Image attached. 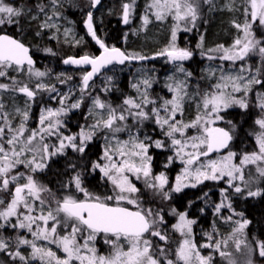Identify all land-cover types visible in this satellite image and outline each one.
<instances>
[{
    "label": "snow or ice",
    "instance_id": "1",
    "mask_svg": "<svg viewBox=\"0 0 264 264\" xmlns=\"http://www.w3.org/2000/svg\"><path fill=\"white\" fill-rule=\"evenodd\" d=\"M100 2L101 0H90V7L95 8ZM203 2L210 4L212 0ZM61 6L60 0H49L48 3L37 5L38 15L32 19L44 16L41 31L46 28H56L57 32L59 31L54 20L59 16L58 7ZM136 6V0H126L122 4V22L125 25L131 22V13ZM242 8L244 22H233L242 35L237 36L231 48L224 49L222 45L219 46L223 52L218 57H208L228 61L230 65L226 67L221 64L212 69L211 79L214 82L207 89L193 93L189 90L187 79L191 73L186 72L183 62L191 59L194 53L177 46L176 41L179 31H191L189 24L192 28L196 27L199 2L150 0L142 17L145 25L149 23L150 17H155L157 21L171 18L174 22L169 45L156 55L166 57L176 72L185 78L169 77L172 83L167 87L172 93V98L165 99L159 106L149 99L148 89L152 88L149 78L132 84L139 93V102L136 98L124 99L123 105L126 107L120 109L119 115L116 109L106 105L99 98L93 99L95 107L102 110L98 114L100 119L89 126L87 131L82 128L78 136L65 135L60 131L64 127L60 117L65 114L68 99L65 95H60L58 99L61 107L42 108L37 126L33 128L28 125L32 108L28 101H34L39 92L55 93L56 89L41 82L48 73L34 67L28 46L14 37L0 34V80L11 81L0 82V94L10 92L14 96L19 92L27 97L25 108H16L15 115L0 102V229L11 226L13 230H19L14 241L15 248L13 241L0 235V252L10 256L13 264L16 260H19L20 264H214L212 255L205 256L200 251L211 248L227 259L228 264H237L230 252L222 247L227 241H218L212 234H206L209 243L194 242L191 237L196 221L189 219L186 213L175 210L173 212L177 221L173 229L180 233L182 239L174 251L171 250L169 236L162 227L166 223L165 217L152 208L144 207L140 200V189L135 181L143 180L146 188L168 199L170 191L179 192L182 188L196 187L207 180L220 181L225 177L229 188L242 194L243 189L233 183L237 178L244 179L241 166L256 164L260 177H264V115L255 121L261 130L256 133L258 151L245 153L239 165L233 163L236 154L231 150L226 155L213 158L214 153L229 148V142L232 140L229 131L213 126L223 118L221 111L232 106L247 108L246 97L253 91L254 86L264 87V66L252 69L241 63L239 70L235 69L238 61L244 62L252 55H258L264 61V41L253 35L255 24L264 28V0H244ZM229 10H232V6H229ZM22 15L24 13L21 9L0 0V27L19 23L18 18ZM84 23L88 35L99 46L100 54H86L79 58L69 57L63 60L66 65L91 67V71L85 70L82 75V92H86L91 86L89 81L101 68L124 64L126 60L148 59L140 55L131 56L116 47H108L98 37L91 11L87 13ZM68 34V30H65V35ZM217 71L220 72L219 77L216 76ZM11 73H27L29 82L17 80ZM33 77L36 79L34 88L30 86ZM49 98L56 99L55 96ZM81 102L82 99L72 103L70 107L79 108ZM189 102L196 104L197 115L194 120L185 122L182 119L184 106ZM149 104L152 105L150 109ZM258 107L264 114V93L258 95ZM18 117L20 119L17 123ZM129 117L136 124L154 119L170 141V145L150 137L141 139L133 132L132 127L127 125ZM98 129H106L111 136H105L106 144L102 156L104 163L94 162L92 168L99 169L106 178V182L111 185V193L98 195L88 191L82 185L80 173H77L73 182L76 190L83 193V198H77L70 191L62 198H57L34 174L46 167L47 159L63 154L65 148L85 153L88 142ZM190 129L194 130V134L189 133ZM121 132L128 133L127 140L118 138L117 134ZM53 136L58 144L48 142V138ZM113 139L116 140L114 145L111 143ZM153 146H170L175 158H179L183 164L182 173L176 177L174 187L169 184L165 173L153 172V157L150 155ZM175 158L169 156L165 168L175 163ZM21 168L25 171H21ZM166 185L170 191L165 189ZM66 187L70 188L71 185ZM221 194L223 195V192ZM247 194L254 197L262 193L259 190H249ZM223 206V203L218 204L215 211L220 213ZM228 219L231 220L232 217L229 216ZM233 223L236 226L233 228L232 238L236 250L240 251L242 241L239 235L243 233L249 221L241 219ZM29 236L31 238H28ZM98 238H102L104 244L109 246L107 254L98 251ZM22 248L28 250L27 255L21 251ZM258 248L259 256L264 257V242L260 243ZM244 264H254L251 251L246 255Z\"/></svg>",
    "mask_w": 264,
    "mask_h": 264
},
{
    "label": "trees",
    "instance_id": "2",
    "mask_svg": "<svg viewBox=\"0 0 264 264\" xmlns=\"http://www.w3.org/2000/svg\"><path fill=\"white\" fill-rule=\"evenodd\" d=\"M43 0H4L9 5L15 6L21 9L24 13L19 19V23L12 26L0 27V34H7L18 40H21L26 46H28L32 52L34 59L36 60L35 68L48 73L47 81L54 76L59 77L56 82L64 81L60 78V71L63 69V60L68 57L92 55L96 56L99 53V49L96 44L93 43L89 35H87L81 24H84L87 13L91 10L94 16V28L98 33V37L106 43L108 47H121L122 50L131 56H145L151 58L156 55L165 46H157L148 39L144 38L141 34V26L144 25L142 17L145 15V9L150 1L143 3V0L136 1V7L132 10L133 18L131 22L126 26H121L122 17V4L126 0H101V7L96 6L95 10L90 7V0H83V6L81 9L80 20L77 21L76 28L79 29L83 34V39L80 42V46L75 48L71 46L62 45L59 42H53L47 40V36L39 30L33 22H29L30 13H26L27 10L34 8ZM145 7L142 10V7ZM213 9L210 13L206 6L200 3L199 12L202 13L198 24L195 28H191V31L181 30L179 38L177 39V45L179 47L187 48L194 53L193 60L186 64V67L196 77L197 68L200 61L198 58L204 56L206 48L210 51V55H214V50H221L219 46H223L224 49H228L233 45L235 39L240 33L234 27V18L231 15L216 14ZM214 12V13H213ZM78 20V18H76ZM151 21V18L149 22ZM190 27V26H188ZM183 28V25H182ZM40 33L39 35L37 33ZM254 35L257 37H263L259 30L254 29ZM202 47V48H201ZM49 49L50 51H45ZM143 65L153 70H158L157 61L143 62ZM122 69L120 74L121 77L118 79L116 88L113 89L108 97L114 99V104L120 103L121 99L127 98L131 94V89H128V81L130 78L131 68L130 64L125 63L123 66L118 67ZM109 71V70H108ZM107 71V72H108ZM68 76L73 77L75 80H80L81 75L84 71L82 70H65ZM105 72V73H107ZM12 75V73H11ZM102 76V75H101ZM100 76V77H101ZM99 77V78H100ZM197 77H200L198 74ZM99 78L95 82H99ZM21 81V80H20ZM0 82L11 83L10 80H0ZM33 87V85H30ZM99 97V91L94 93ZM40 92L37 98L34 100L36 104L41 103ZM255 103L252 100L247 108L240 109L239 107H229L222 113V120L216 126L225 128L232 135V145L229 150H232L241 156L245 153H251L258 151L256 145V133L260 131L259 126L255 123L258 119L257 110ZM254 106V108H253ZM86 107H82L79 111L80 118L76 120V114L66 116L64 124L73 129L74 125L79 127L81 121L88 123L83 119ZM197 111L193 115L195 119ZM72 131V133H73ZM100 135H94L92 140L88 142L85 153H79L73 151L71 148H67L63 154H59L51 159L46 168L40 174H34L40 183L45 185L51 193L55 194L57 198H62L69 191L77 198H83V193L76 190L73 182V177L80 173L82 179V185L88 191L98 194H110L111 187L108 183L97 174L92 168V164L97 160L100 155ZM153 156V172L158 174L163 168L162 166L166 163L167 152L164 149L158 152L156 150L150 151ZM25 171V170H24ZM172 169L166 170V176L168 177L169 184L171 185L172 180ZM71 185L70 188L66 187ZM144 191L140 190V200L145 208H152L154 211L160 212L165 217L166 222L168 221V213L173 210V207L180 211L187 210V216L189 219L197 221L199 224L203 220V216L193 211L203 208V205L207 201H217L215 194L218 191V186L213 182H204L203 184L196 187L194 190L185 191L179 195H173L172 191L169 190V186L166 185L165 189L170 191L168 199H164L159 193H153L150 189H145L144 186L139 184ZM249 190H259L262 194L259 196L250 197L247 191L243 190L242 194L233 193L229 189L226 193L227 198L232 204L233 216L249 221L245 228V239L251 244L253 249L254 264H264V257L259 256L258 245L264 242V177H259L257 182H254V188ZM205 192L210 193L204 201H202ZM47 195V194H45ZM197 202L193 207H185L186 203ZM203 202V203H199ZM197 227V226H196ZM196 231V228L194 227ZM5 230L4 232H6ZM194 242L200 244V239L194 237ZM160 243L161 241H157ZM206 242V241H203ZM162 244V243H160ZM99 247L98 251L102 254V248L97 242ZM171 250L173 249L172 244L170 245ZM108 248L105 249V254L108 253ZM202 254L205 251L200 249Z\"/></svg>",
    "mask_w": 264,
    "mask_h": 264
},
{
    "label": "rangeland",
    "instance_id": "3",
    "mask_svg": "<svg viewBox=\"0 0 264 264\" xmlns=\"http://www.w3.org/2000/svg\"><path fill=\"white\" fill-rule=\"evenodd\" d=\"M11 1V0H8ZM137 1V0H136ZM146 1L150 0H143V3ZM49 0H43L38 4L41 3H48ZM199 6L200 3L206 6V9H208V12L210 13L213 9H216L214 12L216 14H226V15H231V17L234 18L235 22L238 23H243L244 22V17H243V8L242 5L244 4V0H212V2L209 3H204L203 0H198ZM6 3V2H5ZM37 4V5H38ZM60 4L62 5L61 7H58V12L59 16L54 20V23L58 26L59 31L57 32L56 28L52 29H44L42 32L47 36V40L53 41V42H59L62 45L66 46H71L73 48L80 46V42L83 39V34L82 32L79 31V29L76 28L77 21L80 20V15H81V9L83 6V0H60ZM37 5H34V8L31 10H27L26 13H30L29 17V22H33L36 26L39 27V30H41L40 26L43 20L45 19L43 15L39 16V19H32L33 16L38 15V8ZM102 3L98 4V8L101 7ZM229 6H232V10H229ZM145 7H142V10H144ZM91 11V10H90ZM92 12V11H91ZM213 12V13H214ZM49 15H51V10H49ZM202 13L198 12V19L196 21V25L199 22V19L201 17ZM78 18V20L76 19ZM133 18V12L131 13V20ZM151 21L147 25H142L141 26V34L144 35L145 39H148L150 43L157 45V46H165L167 47L170 43L171 40V31L173 27V21L171 18H168L164 21H157L155 17H150ZM183 25V24H182ZM181 25V27H182ZM12 26V25H8ZM189 28H192V25L189 24ZM81 27H83L84 32L88 35L87 33V28L85 27V23L81 24ZM258 29L259 33L263 34V37H256L254 35V29ZM65 30H68L69 34L66 36L65 35ZM179 33H177V39L179 38ZM242 35V33H240ZM253 35L260 41H264V28H261L258 24H255L253 26ZM79 41V43H78ZM177 43V41H176ZM178 46V45H177ZM232 46V45H231ZM202 48V47H201ZM231 48V47H230ZM210 50L206 48L204 56L202 58H198V61H200L199 66L197 68V73L196 77L194 78L193 74L190 72V70L186 67V64L191 62L194 57L186 60L183 62V66L186 70V72L191 73V76L188 77V85H189V90L193 93H195L197 90L203 91L209 87L211 83L214 81L211 79L212 72L211 70L214 68H218L221 64L225 65L226 67L230 65V62L228 61H221L219 59H209V56L212 57H218L219 55L222 54L223 51L221 50H214L215 52L214 55H210ZM157 61L158 65V70H153L152 68H147L146 66L143 65V62L147 61ZM125 63L130 64L131 68V73H130V78L128 81V89H131V94L127 98H136L139 102V93H137L136 89L132 87L133 83H139L143 78H149L152 81V88L148 89L149 93V99L154 100L156 102V105L159 106L163 104V101L165 99H171L172 98V93L169 92L167 85L171 84L172 81L169 79L170 76H180L181 79H184L185 77L182 76L180 73L176 72L174 66L171 63L167 62V58L163 56H158L154 55L151 58L145 59L143 61L140 60H126ZM245 63L246 67L256 69L264 66V61L261 60V58L258 55H252L249 56L246 61L241 62L238 61L237 65L235 66V69L238 71L239 70V64ZM65 70H72V69H66L63 66V69L60 71V78L64 79V81H59V77L54 76L50 80L47 81L48 75L42 78L43 83H45L49 88L54 87L56 89L55 93L49 92V91H43L40 92L41 98V103L36 104L34 101H28L29 104L32 105L31 111H30V119L28 121V125L30 127H36L37 126V120L38 116L40 114V111L42 108H59L61 105L58 103V99L60 95H65L68 97L66 100L65 104V114H62L60 119L63 122L64 127L60 130L62 133L65 131V135H79L81 132V129L84 128V130H88L89 126L93 125L96 123L99 117V113L102 111L101 109H98L95 107L93 104V99L99 98L102 102H104L106 105H110L113 109H116L117 115H119V111L121 108L126 107L123 105V101L126 98L121 99L120 103L114 104V99H109L105 97H108L111 93H113V89L116 88V85L118 84V79L121 77V70L118 67L111 68L107 73H104L100 78L99 82H93L91 83L90 87L87 89L86 92H82L81 89L83 87L82 85V75L80 80H75L73 77L68 76ZM42 71V70H39ZM80 71V70H79ZM83 71V70H82ZM85 72V71H84ZM83 72V73H84ZM198 74H200V77H197ZM12 75L16 76L17 80H21L24 82H29V77L27 73L20 75L17 73H12ZM220 72H216V76L219 77ZM67 77H71V79H67ZM36 84V79L33 77L30 85H33V88L35 87ZM141 90H143V86L141 85ZM99 91V97L97 95H94V93ZM259 93H264V87L260 86H254L253 91L248 94L246 97L247 104L249 105L250 102L253 100L255 103V108L257 110V115L258 119L262 118V114L260 108L258 107V95ZM50 96H55L56 99H50ZM82 99V102L80 104L79 108H71L70 105L72 103H75L77 101H80ZM27 100L26 97L21 96L18 92L15 93L13 96L12 93L10 92H4L0 94V102L4 104L6 109L9 112H12L15 115V109L20 108L24 109L25 108V101ZM86 107V111L84 112L83 119L88 121V123H83L81 121V124L79 127L76 128L74 125V131L70 127L64 124V119L66 116H69L71 114H76V120H78L81 116L79 114V111L82 109V107ZM253 106V108H254ZM152 107L151 104L148 105V108L150 109ZM185 111L182 119L185 122H189L193 119V115L197 111L196 104L194 102H189L185 104ZM232 107H239V106H232ZM240 108V107H239ZM242 109V108H240ZM245 109V108H244ZM226 110V109H225ZM221 111L220 115L222 116V113L225 111ZM105 118H107V113L105 112ZM20 117L17 118V123L19 122ZM222 120V119H221ZM216 121L213 126H216L220 121ZM128 126L132 127L133 132L141 139H144L145 137H150L152 140H161L165 141L166 145H170V141H168L167 137L164 135V133L161 131L160 127L156 125L154 119L152 120H146L142 124H136L133 122V119L131 117L128 118V121L126 122ZM139 129L137 132L136 130ZM73 131V133H72ZM261 131V130H260ZM259 131V132H260ZM190 134H194V130H189ZM64 134V133H63ZM99 134L100 136V148L101 152L99 157L95 162H100L101 164L104 163V160L102 159L103 152H104V147L106 144V139L105 136H111L110 133L106 129H98L95 133V135ZM118 138L120 140H127L128 139V133L127 132H121L117 134ZM49 143H57L55 136L48 138ZM67 143V141H65ZM111 143L114 145L116 143V140H111ZM67 148L64 149V151ZM162 149L167 152L166 156V163L168 164V158L169 156H172L175 158V153L172 150L170 146H166L164 148H156L153 146L150 151H162ZM232 151V150H231ZM234 152V151H232ZM236 155L233 158V163L239 165L240 159H242L243 156L240 154L234 152ZM227 152L223 155H226ZM59 155V154H57ZM151 155V154H150ZM152 156V155H151ZM218 156L222 155H213V158H216ZM56 157V155L52 156L51 158L47 159L45 161V164L47 166V163ZM153 161L152 160V166H153ZM165 164L162 166V170L158 172L165 173L166 175V170L172 169V180H171V186H175L176 184V177L182 173L183 170V164L180 163L179 158H175V163L169 164L167 168H165ZM264 166V165H262ZM243 169V177L244 179L241 180L237 178L233 183L239 185L243 190L249 191L250 187L254 188V182H257L260 175L257 172V165L252 164V165H246V166H241ZM46 168V167H45ZM44 168V169H45ZM43 170H38L36 174H40ZM25 169L21 168V171H24ZM97 174H99L105 181L106 178L102 176V173H100L99 169L94 170ZM133 180L135 178L133 177ZM209 182H213L218 186V191H216L215 197L217 201L213 203V201H207L204 203L203 208L200 207V209L195 210L193 205L197 202L193 203H186L185 207H193V211L196 213H199L203 216V220L200 221L198 224L197 221L193 225V236L191 237L194 239V237H198L200 239V244L204 243H209L210 241L208 240V236L206 234H212L215 240L218 241H227L226 244H222V247L224 250L230 252L232 258L237 262V264H244L245 257L251 251V259L253 258V249L251 244L245 239L244 233L245 229L243 230V233L239 235V239H241V248L240 251L236 250L235 247V241L233 240V228L236 226L233 221L236 220H241L242 218H238L233 216V211H232V204L230 200L227 198L226 193L229 189L227 178L225 177L224 179L220 181H213V180H207ZM204 181V182H207ZM251 181V183H248ZM137 186L139 187V184L144 186L145 189L146 186L143 183V180L135 181ZM203 182V183H204ZM107 183V182H106ZM187 183V181H185ZM201 183V184H203ZM109 184V183H108ZM198 184L196 187H198ZM247 184V187L245 185ZM111 187V185L109 184ZM196 187H186L182 188L181 191L175 192L172 191L173 195H179L181 193H184L185 191H191L194 190ZM141 191H144L142 187H139ZM233 193H236L234 189H231ZM223 192V195L221 194ZM212 192H205L202 201L205 200V198ZM203 203V202H199ZM223 203V208L221 209L220 213H217L215 211V208L218 204ZM231 205V207H229ZM173 210L175 212L179 213H188L187 210L180 211L173 207ZM173 210H171L168 213V221L165 223L163 229L167 232L169 236V246L172 244L173 246V251L174 249L178 246V243L180 242L181 235L179 232L174 231L173 225L177 221V216L174 214ZM231 216L232 219L229 220L228 217ZM14 219V218H13ZM197 226V227H196ZM194 227L196 228V231L194 230ZM7 230L6 232H4ZM19 230H13L11 226H9L7 229H0V235L5 237L8 240L13 241V248H15L14 241L16 239V236L18 234ZM23 235L27 236V233H23ZM28 238H31L30 236ZM206 241V242H203ZM98 242L100 247L102 248V254H105V249L108 248L109 246L105 245L103 242L102 238H98ZM164 243V242H160ZM99 247L97 246V249ZM99 250V249H98ZM202 251H205V256L207 255H212L214 264H228L227 259L222 258L219 253L214 252L213 249L208 248V249H201ZM21 251L27 255L28 250L22 248ZM0 264H13V260L10 256H8L4 252H0ZM15 264H20L19 260H16Z\"/></svg>",
    "mask_w": 264,
    "mask_h": 264
},
{
    "label": "water",
    "instance_id": "4",
    "mask_svg": "<svg viewBox=\"0 0 264 264\" xmlns=\"http://www.w3.org/2000/svg\"><path fill=\"white\" fill-rule=\"evenodd\" d=\"M96 9V7L95 8H93L92 10H95ZM87 18V17H86ZM128 25V24H127ZM127 25H125L123 22H122V17H121V26L124 28V27H126ZM91 38V37H90ZM93 41V40H92ZM93 43L95 44V42L93 41ZM97 46V48L99 49V46L98 45H96ZM116 48H118V49H120L121 51H123L120 47H116ZM30 49V48H29ZM100 52H101V50L99 49V53L96 55V56H98L99 54H100ZM124 52V51H123ZM30 55L33 57V55H32V52H31V50H30ZM71 57H73V56H71ZM79 57H82V56H76V58H79ZM69 58V57H68ZM67 59V58H66ZM33 60H34V66H35V63H36V60L34 59V57H33ZM124 64H112V65H108L107 67H104V68H101L100 70H99V72L95 75V76H93L92 77V79L89 81V84H91V83H93L94 81H96L97 80V78L99 77V76H101L102 74H104L107 70H109V69H111V68H114V67H121V66H123ZM63 66L66 68V69H73V70H83V71H85V70H87V71H91V67L90 66H86V67H77V66H75V65H71V64H68V65H66V64H64L63 63ZM19 93V92H18ZM21 96H23V94H21V93H19ZM23 97H25V96H23ZM37 97V96H36ZM27 98V97H26ZM36 99V98H35ZM215 127H219V126H215ZM220 128H222V127H220ZM225 129V128H224ZM226 130V129H225ZM228 131V130H227ZM232 142H233V139L229 142V148L231 147V145H232ZM229 148H227V149H221V151L219 152V153H214L215 155H223V154H225L228 150H229Z\"/></svg>",
    "mask_w": 264,
    "mask_h": 264
},
{
    "label": "flooded vegetation",
    "instance_id": "5",
    "mask_svg": "<svg viewBox=\"0 0 264 264\" xmlns=\"http://www.w3.org/2000/svg\"><path fill=\"white\" fill-rule=\"evenodd\" d=\"M63 133H64V134H66V132H65V131H64ZM213 155H215V154H213ZM56 156H57V155H56ZM152 157H153V156H152Z\"/></svg>",
    "mask_w": 264,
    "mask_h": 264
},
{
    "label": "bare ground",
    "instance_id": "6",
    "mask_svg": "<svg viewBox=\"0 0 264 264\" xmlns=\"http://www.w3.org/2000/svg\"><path fill=\"white\" fill-rule=\"evenodd\" d=\"M121 48V47H120ZM122 49V48H121Z\"/></svg>",
    "mask_w": 264,
    "mask_h": 264
}]
</instances>
